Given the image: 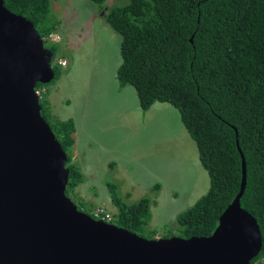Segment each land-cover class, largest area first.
Wrapping results in <instances>:
<instances>
[{"label":"trees","instance_id":"16d2710c","mask_svg":"<svg viewBox=\"0 0 264 264\" xmlns=\"http://www.w3.org/2000/svg\"><path fill=\"white\" fill-rule=\"evenodd\" d=\"M90 1L104 9L106 0ZM3 3L32 22L53 61L55 49L47 40L56 24H45L50 0ZM103 17L121 37L119 87H133L143 111L154 103L177 109L209 177L208 192L177 216L178 228L168 231L185 239L213 233L240 191L242 154L246 186L240 206L256 219L262 240L250 264H264V0H130ZM52 68L55 76L48 84L59 76ZM48 84H37L36 90ZM44 93L39 97L41 115L67 156L65 195L74 203L71 195L84 181L72 163L74 123H50ZM113 190L116 212L109 223L141 236L149 222V200L125 204ZM77 209L91 216L81 203ZM155 233L150 230L149 239Z\"/></svg>","mask_w":264,"mask_h":264},{"label":"water","instance_id":"95a60500","mask_svg":"<svg viewBox=\"0 0 264 264\" xmlns=\"http://www.w3.org/2000/svg\"><path fill=\"white\" fill-rule=\"evenodd\" d=\"M32 22L0 0V264H250L261 250L240 191L213 233L146 239L92 218L65 195L67 156L41 115L37 84L55 74Z\"/></svg>","mask_w":264,"mask_h":264},{"label":"rangeland","instance_id":"374dc122","mask_svg":"<svg viewBox=\"0 0 264 264\" xmlns=\"http://www.w3.org/2000/svg\"><path fill=\"white\" fill-rule=\"evenodd\" d=\"M129 1L106 0L101 9L90 0H50L45 24H56L59 40L47 42L53 43L59 76L41 92L49 101L50 123H74L72 163L84 177L71 195L76 206L91 214L103 208L112 217L110 189L125 204L147 199L149 222L139 234L149 239L153 230L154 238H165L176 236L168 230L210 182L178 110L154 103L143 111L134 88L119 87L121 37L103 16Z\"/></svg>","mask_w":264,"mask_h":264},{"label":"built area","instance_id":"2783aa9c","mask_svg":"<svg viewBox=\"0 0 264 264\" xmlns=\"http://www.w3.org/2000/svg\"><path fill=\"white\" fill-rule=\"evenodd\" d=\"M49 38L54 39V40H59V37L53 35V33H51L48 36V40L47 41H49ZM61 65L65 66L64 62H62ZM41 91H43V90L42 89L41 90H36V93H37V95L39 97H40V94L42 93ZM91 215L93 216L92 218H94L96 220H100V221L106 222V223H109L112 220L111 215L108 214L103 208L95 209Z\"/></svg>","mask_w":264,"mask_h":264},{"label":"clouds","instance_id":"9594fccd","mask_svg":"<svg viewBox=\"0 0 264 264\" xmlns=\"http://www.w3.org/2000/svg\"><path fill=\"white\" fill-rule=\"evenodd\" d=\"M91 217H92V215H91Z\"/></svg>","mask_w":264,"mask_h":264}]
</instances>
